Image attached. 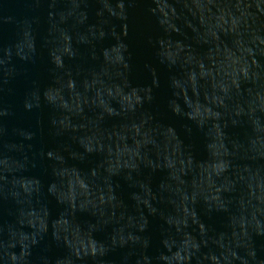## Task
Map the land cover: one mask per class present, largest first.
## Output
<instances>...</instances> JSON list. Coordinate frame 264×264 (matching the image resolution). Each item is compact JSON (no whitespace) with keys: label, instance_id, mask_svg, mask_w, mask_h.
<instances>
[{"label":"water","instance_id":"water-1","mask_svg":"<svg viewBox=\"0 0 264 264\" xmlns=\"http://www.w3.org/2000/svg\"><path fill=\"white\" fill-rule=\"evenodd\" d=\"M0 264H264V0H0Z\"/></svg>","mask_w":264,"mask_h":264}]
</instances>
